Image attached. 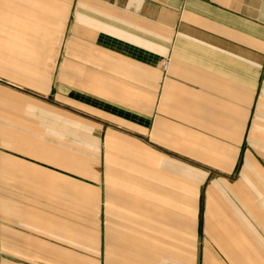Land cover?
<instances>
[{
    "label": "crops",
    "instance_id": "0c3cea01",
    "mask_svg": "<svg viewBox=\"0 0 264 264\" xmlns=\"http://www.w3.org/2000/svg\"><path fill=\"white\" fill-rule=\"evenodd\" d=\"M257 81L264 0H0V264H264Z\"/></svg>",
    "mask_w": 264,
    "mask_h": 264
},
{
    "label": "rangeland",
    "instance_id": "374dc122",
    "mask_svg": "<svg viewBox=\"0 0 264 264\" xmlns=\"http://www.w3.org/2000/svg\"><path fill=\"white\" fill-rule=\"evenodd\" d=\"M165 63H168V60H165ZM258 69H259V67H257V77L260 74V72L262 71V70H260V69L258 70ZM263 89H264V81H262V82H258L257 81V97H256V107L257 108H256L255 117L253 116V119H252V123L255 121L254 123H256V125H258V126H256V132H257L256 136L257 137L264 136L262 133H260V132L264 133V131H262V129H261V127L264 129V123L261 122V118L257 117L258 116L257 114H258V112L260 111V108H261L260 107V102H262L261 100H263L262 95H261ZM249 147L251 148V146H249L248 143H245V145L243 146V149H247Z\"/></svg>",
    "mask_w": 264,
    "mask_h": 264
},
{
    "label": "built area",
    "instance_id": "2783aa9c",
    "mask_svg": "<svg viewBox=\"0 0 264 264\" xmlns=\"http://www.w3.org/2000/svg\"><path fill=\"white\" fill-rule=\"evenodd\" d=\"M167 67H168V63H165V69H167Z\"/></svg>",
    "mask_w": 264,
    "mask_h": 264
}]
</instances>
